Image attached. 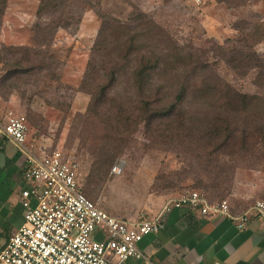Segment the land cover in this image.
Returning <instances> with one entry per match:
<instances>
[{
    "label": "rangeland",
    "instance_id": "374dc122",
    "mask_svg": "<svg viewBox=\"0 0 264 264\" xmlns=\"http://www.w3.org/2000/svg\"><path fill=\"white\" fill-rule=\"evenodd\" d=\"M39 0H8L4 14L0 41L6 45H25L30 42V28L34 21L42 23L47 19H37L35 15ZM81 10V21L75 25L58 29L49 47L52 59L33 57L38 64H48V69L31 75L32 81L19 83V91H13L6 112L11 110L22 117L27 126V145L34 153L42 155L54 149L79 163L78 180L84 193L98 207L110 215L121 218L129 214H152L159 198L174 196L181 190L195 189L203 193L209 201L230 199L209 196L202 189L193 186L192 175L181 181L171 190H157L155 180L160 175L173 177L188 169L189 157L176 143L151 142L147 132L140 125L137 131L128 136V145L115 157L107 173L95 183L90 176L92 158L81 146L79 132L82 118L89 101L86 89L81 88L86 63L97 41L102 23L113 20L125 25L142 26L143 33L138 37L142 43L161 40L164 53L191 52L199 56L222 79L239 90L253 93L259 91L254 84L255 71L248 67L233 68L231 61L235 51L253 50L264 57V2L262 0H87ZM139 30V29H138ZM165 44V45H164ZM167 46V47H165ZM159 47L158 50H161ZM40 49L39 47L32 48ZM41 50V49H40ZM0 47V77L4 59L14 60ZM175 70L167 68L165 79H159L168 89L178 87V74L183 67L173 63ZM127 72L129 69H126ZM44 72V74H43ZM43 74V76H42ZM24 78V77H23ZM100 78V77H99ZM157 78V77H156ZM127 75L120 71L115 90L121 92L128 87ZM26 90L24 93L22 91ZM10 97V96H9ZM29 109L34 119H26ZM5 113V111H4ZM173 133H168L172 135ZM123 162L122 172L112 174L111 168L116 161ZM240 163L235 176L255 172L264 179L260 169L247 168ZM196 178V177H195ZM235 180V178H234ZM235 182V181H234ZM234 186V185H233ZM264 199V186L261 192L249 198L247 204ZM245 203V204H246ZM246 204V205H247Z\"/></svg>",
    "mask_w": 264,
    "mask_h": 264
},
{
    "label": "trees",
    "instance_id": "16d2710c",
    "mask_svg": "<svg viewBox=\"0 0 264 264\" xmlns=\"http://www.w3.org/2000/svg\"><path fill=\"white\" fill-rule=\"evenodd\" d=\"M87 3V0H39L36 18L45 17L47 21L32 23L29 44L6 46L0 41V47L11 59L19 56L3 61L4 75L0 77L3 100L19 91V83L29 84L33 72L48 69V64L35 63L33 57L51 60L49 47L58 29L77 27ZM7 4L8 0H0V31ZM139 26L116 20L102 23L86 63L85 85L81 84V88L87 90L89 101L85 113L79 115L82 127L78 136L81 146L94 158L90 176L95 177V183L102 179L115 154L127 147L129 134L142 125L151 142H173L174 137L189 157L188 169L173 177H157V190H171L196 175L193 186L209 196L231 195L240 163L264 172V57L253 50L238 49L230 59L237 62L234 69L248 67L255 71L253 84L259 91L249 93L222 79L207 61L191 52L166 54L161 40L155 45L140 42L138 37L144 27ZM35 47L41 50H33ZM173 63L183 69L177 77L178 87L166 90L161 82L164 80H158L166 78L168 69L161 66L169 65L175 70ZM121 70L128 73L129 81L128 87L118 92L115 85ZM26 119L31 122L34 119L29 109ZM169 132L173 134L168 135ZM79 186L84 193L80 183Z\"/></svg>",
    "mask_w": 264,
    "mask_h": 264
},
{
    "label": "built area",
    "instance_id": "2783aa9c",
    "mask_svg": "<svg viewBox=\"0 0 264 264\" xmlns=\"http://www.w3.org/2000/svg\"><path fill=\"white\" fill-rule=\"evenodd\" d=\"M27 133L22 117L11 110L0 114V142L14 143L25 156V186L20 192L23 222L0 249V264H120L130 257H142L137 244L144 236L162 231L164 215L175 208L225 216L238 228H243L251 215L264 217V199L233 213L228 199L209 201L203 193L188 188L167 197L152 216H112L80 189L76 160L58 149L37 155L26 143ZM122 168L123 162L116 161L111 173L120 174Z\"/></svg>",
    "mask_w": 264,
    "mask_h": 264
},
{
    "label": "crops",
    "instance_id": "0c3cea01",
    "mask_svg": "<svg viewBox=\"0 0 264 264\" xmlns=\"http://www.w3.org/2000/svg\"><path fill=\"white\" fill-rule=\"evenodd\" d=\"M11 99L12 95L9 100L0 97V114L6 112ZM24 165V154L14 143L3 139L0 142V249L23 222L20 192L25 186ZM244 177L235 176L229 199L233 213H239L247 200L258 195L264 186V179L255 172H247ZM166 198L161 196L152 214L145 215H154ZM138 215L120 217L135 219ZM164 220L162 231L144 236L137 244L143 256L130 257L120 264H149L146 259L165 264H264V217L251 215L245 226L238 228L225 216H206L181 207L165 214Z\"/></svg>",
    "mask_w": 264,
    "mask_h": 264
}]
</instances>
